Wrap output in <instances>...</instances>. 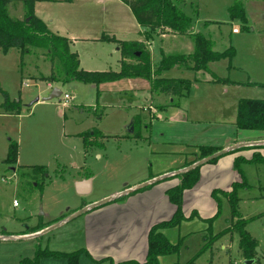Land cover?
<instances>
[{"label":"rangeland","instance_id":"1","mask_svg":"<svg viewBox=\"0 0 264 264\" xmlns=\"http://www.w3.org/2000/svg\"><path fill=\"white\" fill-rule=\"evenodd\" d=\"M186 1L177 2L193 19L186 34L177 33L173 37V31L157 29L151 48L146 43L153 67L160 59L162 48L167 54H188L185 46L193 44L191 35L198 32L193 22L208 17L209 12H214L217 18V22L207 27L212 38L234 27L245 32L259 26L264 18V0L246 2L249 21L245 25L229 16L228 5L233 0H195L191 6ZM8 9L13 17L23 15L18 0H12ZM35 14L54 33L77 38L70 49L78 54L79 65L85 70H119L118 45L105 37L138 41L145 37L132 11L120 0L44 2L37 4ZM161 32L167 35L162 37ZM233 36L237 38L239 34ZM222 46L225 45L217 40L216 50H222ZM244 46L239 47L237 60L242 70L238 72L228 74L226 58L208 62L207 70L173 67L162 71L160 77L185 78L191 83L186 96L174 98L178 106L169 108L166 104L163 109L159 106L170 102L172 97L167 100L164 93L152 91L151 80L144 77L98 85L77 80L64 84L52 82L62 94L41 100L52 89L42 79L51 69L45 51L31 47L20 60V50L16 47L6 52L0 49V86L12 102L19 103L18 113L0 115V234H32L46 226L42 234L35 236L0 239V264L32 260L36 248L73 252L83 247L82 215L58 223L71 215L70 210L79 207L84 197L92 200L111 192L122 193L127 183L159 172L178 171L179 166L197 157V146H215L227 140L234 145L240 140L236 136L242 132L235 126L238 100L264 98V86L254 84L264 82L261 73L264 46L259 50ZM250 59L256 62L251 63ZM212 75L234 79L240 84L223 93L221 86L205 84ZM63 94L70 96L65 106ZM36 97L40 100L35 102ZM1 99L0 93V102ZM149 107H155V116L150 114L153 110ZM93 130L100 132L96 136L99 144L85 150L81 134L89 138ZM257 133L264 135V131ZM253 138L257 137H248ZM10 141L17 144L18 150L17 161L11 166L3 162ZM249 164L239 163L240 173L249 187L237 191L238 212L242 218L249 219L246 229L257 239L261 250L256 252L254 264H264V163ZM40 165L44 169L36 171L34 167ZM87 175L92 180L91 191L80 196L74 186ZM216 180L217 177H206L200 191L187 197L184 219L165 233L171 244H177V250L159 256L161 264L184 263L193 257L196 264H242L236 233L226 232L213 239L232 220L227 199L222 200L221 194H218L221 199L217 212L213 189L208 188ZM192 208L196 211L192 212ZM205 244L208 247L202 250ZM134 254H141L140 245ZM79 258V264H112L103 261L104 257L96 262L85 255ZM36 264H68V261L65 257L45 256Z\"/></svg>","mask_w":264,"mask_h":264},{"label":"trees","instance_id":"2","mask_svg":"<svg viewBox=\"0 0 264 264\" xmlns=\"http://www.w3.org/2000/svg\"><path fill=\"white\" fill-rule=\"evenodd\" d=\"M11 1L12 0H0V49L2 52H6L9 48H18L20 50V60H22V56L25 53L30 52L31 47L43 49L48 56L51 69L49 75L42 79L50 83L58 82L64 84L71 80H77L98 85L103 82L116 81L123 78L144 77L151 80L152 91L164 93L165 95L172 97V100L167 104L170 106H177L178 102H175L174 98L186 95L189 92L191 83L189 79L185 78L160 77L162 71L173 67H183L195 71L207 70L208 62L217 61L222 58L231 59L235 54V50L232 46H229L222 51L214 50L213 40L209 37H205L202 33L197 32L191 35L193 39V50L191 53L186 55L167 54L161 49L160 59L155 64V67H153L150 50L146 47L143 41L118 40L114 37H105V39L115 41L118 45V50L121 54L119 70H85L79 65L78 54L71 51L69 39L50 31L46 24L35 15V0H18L22 3L23 8V15L21 18L10 15L8 5ZM121 1L129 7L137 22L145 28L144 36L146 40L157 37V35H155L157 29H159V32L170 30L178 34H186L192 25L193 19L185 14L182 11V8L177 5L178 1L185 0ZM228 9L231 18H238L242 20L243 23L246 22L244 8L240 0L234 1ZM162 33L164 32H161V34ZM212 77L211 80L213 82L233 85L240 84V82L230 80L227 77L220 78L217 76L215 77L214 75H212ZM254 84L264 86V84L261 83ZM0 93L3 97L0 107L5 111L13 112L15 114L18 113L19 103L12 102L8 93L4 91L1 86ZM162 107V105L159 106V108ZM235 126L238 129L264 130V98H240L237 102ZM99 134L100 132L97 130H93L92 133L89 132V138H86L81 134L85 150L93 145L99 144L96 138ZM219 149L220 147L216 146H197V157L188 164L204 158ZM17 151V144L10 141L8 144L7 155L3 162L9 166L16 163ZM218 158L219 157L214 158L208 163H213ZM239 163H264V156L260 153H253L252 157L247 160L241 157H236L233 165L240 173L241 169L239 168ZM200 166L201 165H197L194 168L177 174L176 176L180 179L179 183L166 190L169 200L175 205V211L168 220L161 221L150 227L148 231V248L145 260L142 262H111L112 264H161L159 256L177 250V244H171L160 230L163 228H172L184 219L185 216L182 211L183 191L193 187L198 181ZM34 169L36 171H42L44 168L40 165L35 166ZM240 175V180L233 182L229 191H212L217 206L220 203L218 193L227 198L232 219L230 226L223 229L218 234L213 235V239L229 231L235 232L238 235V251L242 258H255V262H257L255 257V247L258 245V241L246 229V224L249 219L242 218L238 212L239 198L237 196V191L240 187H249L244 175L242 173H240ZM147 187L148 185L136 189L133 192L142 191ZM125 196H121L117 199L125 198ZM219 209L218 206L217 212ZM207 247L208 246L205 244L202 250ZM82 253L88 255L84 248H79L73 252L45 251L36 248L35 257L32 260L23 259L19 264H25L27 262L36 264L40 257L45 256L65 257L67 258L68 264H79V256ZM172 264L196 263L195 258L193 257L184 263L174 262Z\"/></svg>","mask_w":264,"mask_h":264},{"label":"crops","instance_id":"3","mask_svg":"<svg viewBox=\"0 0 264 264\" xmlns=\"http://www.w3.org/2000/svg\"><path fill=\"white\" fill-rule=\"evenodd\" d=\"M51 1L63 2L67 0H35L34 13L36 11L37 4H42L44 2H51ZM234 1L236 0H233V2ZM240 1L242 2L244 12H245L246 22L243 23L245 25L249 21L247 12L245 11L246 2H249V1L248 0L247 1L245 0V2L243 0H240ZM186 2L190 5V3L193 1L187 0ZM230 5H228V8ZM192 12L194 14L195 12L194 9H192ZM38 18H40L48 27V24L43 18L41 17H38ZM211 22H217V18L214 17V12H209L208 17H203L202 19H197L196 21H194L193 27L194 29H196L195 30L196 32L197 31L201 32L205 36L213 40L214 50H216L217 40H220L222 45L223 44L225 45V46H222L223 47L222 50L227 49L229 46H232L234 48L235 50L234 56L231 59L226 58L228 59L226 63L227 64L226 70L228 74L234 73L235 71L238 72L242 70L239 64L240 62L239 60H237V57L239 56V47L241 48L243 45H245L244 47L247 49H251V50L258 49L259 50L260 48H263L264 46V18H263L262 23L259 26L254 25L245 32H240L239 30L234 32L233 31V29L235 28L234 27V28H231L230 30H227L225 34L219 33V36H216L214 38H212V35L207 31V27L209 23ZM261 25L262 27H260ZM141 27H142V31L144 32L145 28L143 26ZM48 29L51 31L49 27ZM176 34L177 33L173 34V37H175L174 35ZM233 34L234 35L239 34V37L234 38ZM164 35H167V34H161L160 36L163 37ZM67 38L69 39L70 44L72 43L74 44L75 41L77 40V38H72V37H67ZM151 41L153 40L152 39L146 40L144 37L143 42L145 43V45L146 43L149 44L150 48H151ZM241 42L242 44H240ZM185 47L187 49L186 53H189L193 49V44L191 43L187 44ZM222 50H217V51H222ZM163 51L165 52V50ZM249 62L255 63L256 60L250 59ZM153 65H154V62H153ZM261 73L264 75V61H262ZM230 80H234V79H230ZM206 82H209V83H205L206 85H212L215 87L221 86L220 88H222L221 91L223 93H227L229 90V87L234 86L233 84L213 82L211 79H206ZM255 83H264V82L256 81ZM47 84L51 87H53L54 85L53 83H50V82H47ZM166 98L168 100L170 96L166 95ZM2 101H3V97L1 99V102ZM166 104H167V101L162 106L165 107ZM163 107L160 109H163ZM167 107L172 108L173 106L168 105ZM149 108L150 110L151 109L153 110L150 114H154L155 116V113H156L154 111L155 107L154 108L149 107ZM0 109L2 108L0 107ZM1 111H0L1 116H10L12 114H15L13 112H8L5 110H1ZM240 130H241L240 132L242 133L236 136L237 139H240V140L233 143L234 145L229 144V141L227 140L228 143L227 141L223 142L222 144L220 142V144H216L215 146H218L221 149V148L231 147V145L239 146L243 143H253V145L237 147L236 149L233 150V152H229V153L222 155L213 163L202 164L199 169L198 181L195 183L193 187L189 189H185L183 191V203H182L183 213H185L186 211L184 210L187 209V206H185L187 197L191 195V193L200 191L199 188H201V185H204L202 183L206 177H217V180L213 184L209 185L208 188L217 190V191H229L231 188V184L235 181L240 180V175L238 171H236L237 169L233 165L235 158L241 157L247 160L252 157L253 153H260L262 156H264V148H263L264 145L261 144V143H264V135H262V133H257V132H263L264 130H248V129H240ZM250 136H254L257 138L248 139V137ZM254 143H258V144H254ZM188 163L189 162H187V164H183L182 166H179L178 171L190 165ZM247 164L250 165L249 163ZM173 173L175 172H170V173L159 172L158 174H151L147 176L146 178L127 183L124 185L125 190L135 189V188L137 189V187H140L145 182H148L152 179H156L158 177H164L156 182L149 184L148 187L142 191H136L131 194H124L123 196L126 195L125 198L111 200L101 206L91 208L87 210L85 213L81 214L83 218L82 228H83V234H84V239H83L84 246L81 248H84L89 255L88 256L85 253H83L81 254V256L85 255L86 257H89L95 262L97 261V259L103 258V257H104L103 261L108 260L109 262H113V263L122 262V261H137V262L144 261L146 254H147L148 231L150 227L161 221L168 220L175 211V205L169 200L167 193H166V190L168 188L177 185L180 181L178 176L171 177ZM87 178H90V175L83 176V178L81 179L83 180ZM78 181H81V180H78ZM89 193L87 194L77 193V194L80 196H86ZM119 193H121V191L111 192L107 196H102V197L92 199V200H87V197H84L83 201L85 200V202L82 201L79 207L71 209L70 211L74 213L76 210H79L82 207L90 205L101 199L115 196ZM224 197L225 196L222 197V200ZM192 211H196L195 208H192ZM230 224L231 222L230 223L228 222L229 226ZM45 227L46 226L44 225V228L40 229L39 231L35 233L31 234L27 232L25 234H27L28 237H30L31 235L35 236L38 234H42V232L46 230ZM168 229L170 228H163L160 231L165 235ZM228 233L234 234L235 232L229 231ZM25 234L23 233L22 234L21 233L20 234L3 233V234H0V237H6V239H2V240L24 239ZM138 245L141 246L140 255L134 254V250L136 249Z\"/></svg>","mask_w":264,"mask_h":264},{"label":"water","instance_id":"4","mask_svg":"<svg viewBox=\"0 0 264 264\" xmlns=\"http://www.w3.org/2000/svg\"><path fill=\"white\" fill-rule=\"evenodd\" d=\"M61 94H62V91L59 89V87L54 86V87H52L50 93L48 95H46V96H43L41 98V100H51L53 98L60 97ZM38 100H40L39 97H36L34 99L35 102L38 101ZM132 130H133V128L130 127L129 131H132ZM254 144H258V143H254ZM261 144L264 145V143H261ZM247 145H253V143H243V144H241L239 146H231V147H228V148H221V149L213 152L212 154H210V155H208V156H206V157H204V158H202L200 160H197V161L193 162L192 164L188 165L187 167H185V168H183V169H181L179 171H176L173 174H179V173H182V172H184L186 170L194 168L197 165H202L204 163H208L210 160H212L214 158L221 157L222 155H224L226 153L232 152L237 147L247 146ZM162 178H164V177H158L156 179H152V180H150L148 182H145L140 187H137V189L142 188L144 186H147V185H149V184H151L153 182H156V181H158V180H160ZM74 188H75V191L78 194H87V193H89L91 191V180H90V178L83 179L81 181L76 182ZM135 190H136V188L135 189H126L122 193H119V194H117L115 196L107 197V198L101 199L99 201H96V202H94V203H92L90 205H87L85 207H82L79 210H77L76 212H74L71 215H69L68 217H66L65 219L61 220L58 224L64 223L68 219L70 220V219H72V218H74L76 216H80L81 214L85 213L87 210H89L91 208H94V207H97V206H101V205H103V204H105V203H107V202H109L111 200H115V199L123 196L124 194H129V193H131V192H133ZM0 238L1 239H6V237H0ZM9 238H11V237H9ZM255 252L261 253V250H260V248L258 246L255 247ZM254 263H255V258H248V259H243L242 260V264H254Z\"/></svg>","mask_w":264,"mask_h":264},{"label":"built area","instance_id":"5","mask_svg":"<svg viewBox=\"0 0 264 264\" xmlns=\"http://www.w3.org/2000/svg\"><path fill=\"white\" fill-rule=\"evenodd\" d=\"M237 28H234L233 31H237ZM63 98L64 100L62 101V105L65 106L67 104L68 99L70 98V96L68 94H63ZM16 204V202L14 201V205Z\"/></svg>","mask_w":264,"mask_h":264}]
</instances>
